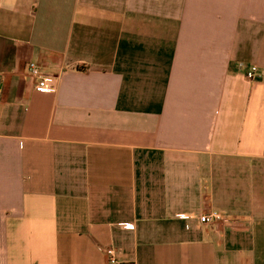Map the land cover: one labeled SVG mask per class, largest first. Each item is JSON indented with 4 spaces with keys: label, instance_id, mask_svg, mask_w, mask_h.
<instances>
[{
    "label": "crops",
    "instance_id": "crops-1",
    "mask_svg": "<svg viewBox=\"0 0 264 264\" xmlns=\"http://www.w3.org/2000/svg\"><path fill=\"white\" fill-rule=\"evenodd\" d=\"M108 248L264 264V0H0V264Z\"/></svg>",
    "mask_w": 264,
    "mask_h": 264
},
{
    "label": "built area",
    "instance_id": "built-area-1",
    "mask_svg": "<svg viewBox=\"0 0 264 264\" xmlns=\"http://www.w3.org/2000/svg\"><path fill=\"white\" fill-rule=\"evenodd\" d=\"M28 73L36 82L38 88L43 90H55L57 87V79L54 75L46 74L41 64L36 61L28 62ZM246 77L249 79H254L256 77L262 76V72L260 71L257 65H251L245 71ZM186 217V216H183ZM198 219L201 223H217L219 221L224 220V216L217 212L211 211L200 214ZM110 263L114 264L117 262L115 251L113 248H108L106 250Z\"/></svg>",
    "mask_w": 264,
    "mask_h": 264
}]
</instances>
